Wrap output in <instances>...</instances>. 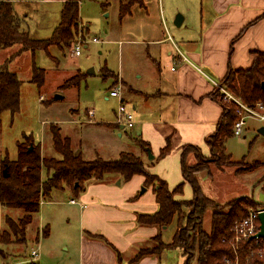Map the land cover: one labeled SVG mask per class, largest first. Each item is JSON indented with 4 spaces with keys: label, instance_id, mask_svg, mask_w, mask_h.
Instances as JSON below:
<instances>
[{
    "label": "crops",
    "instance_id": "1",
    "mask_svg": "<svg viewBox=\"0 0 264 264\" xmlns=\"http://www.w3.org/2000/svg\"><path fill=\"white\" fill-rule=\"evenodd\" d=\"M22 1V13L17 10L15 4L14 7L18 15L26 18L24 22L29 30L25 6L32 0ZM33 1L40 2L45 8L42 11H46L50 4L62 10L66 0ZM184 22L185 19L181 25ZM81 23L83 24L82 20ZM169 29L165 27L152 37L143 38L139 43L145 44V59L133 61L130 74L119 78L124 86V101L128 103L127 108L134 115L132 128L137 129V136L140 137L137 142L143 140L148 143L145 147L147 152L139 144L140 150L137 154L143 157L148 172L165 180L173 190L184 181L183 146L194 145L199 147L201 152L210 153L207 139L215 132L223 113L222 104L212 97V93L218 88L216 83L219 85L230 68L249 67L253 62V50H264V0H210L207 16L201 10V17L187 24L184 29L173 32ZM137 41L127 40L131 43ZM8 48L10 52L7 55L3 52ZM8 48L0 50V64L11 57L9 69L17 74L22 68L17 63L24 59L28 61L27 71L29 70L31 79L32 68L36 63L33 59L34 53L26 50L14 56L20 47L16 45ZM88 109L77 108V114L81 112L86 116L84 121L77 115L72 116L71 120L105 128L109 132L115 128H128L116 123V110L114 121L103 122L95 120L96 111L90 120ZM72 115H75V112H72ZM46 121L44 140L42 138L34 142L40 144L43 156L56 157V153H51L48 148L49 144L53 146L52 128L55 127L49 124L60 122ZM59 128L63 137L70 138L75 153H80L87 159L84 157L81 142L72 143L70 135L63 132L62 126ZM118 134L123 135L121 132ZM166 146L167 154L160 156L162 148ZM122 151L128 150H120L117 156ZM150 153L153 155L152 159L149 158ZM5 154L14 159L18 152L16 151L14 157L9 155L0 125V163ZM59 156L61 157L60 154ZM59 156L56 158H60ZM91 159L94 158L87 160ZM41 174L43 179L48 176L45 168ZM197 174L201 183L208 180L212 173L203 170ZM117 180H120V184H117ZM152 185L154 190L155 185ZM144 186L146 190L141 193L140 189ZM147 186L145 176L141 174L134 175L129 180L117 178L116 181H97L92 178L77 195L71 188L65 187L53 190L49 198L42 197L39 210L40 225H37L35 234L29 235L38 245L32 246L39 251L34 260L40 259L43 264H156L151 256L143 257L137 263L130 261L144 245L150 246V242H156L154 236L161 233L158 226L142 225L138 222L140 213H154L159 209L154 192L149 201L141 197L148 191ZM127 188L130 194L125 192ZM184 189L185 196L190 197L192 187L189 182L184 184ZM65 191L76 197L66 200L53 197ZM8 213L9 210L0 202V231L6 229L4 226ZM73 224L77 229L78 239L75 259L67 256L60 260L55 254L54 235L63 236L61 245L69 250L71 246L65 241L69 240L67 237ZM45 231L48 234H45ZM26 236L28 239V232ZM132 251L133 256L128 255ZM29 257L31 258V250L29 255L26 253L17 264L26 262L25 259Z\"/></svg>",
    "mask_w": 264,
    "mask_h": 264
},
{
    "label": "rangeland",
    "instance_id": "2",
    "mask_svg": "<svg viewBox=\"0 0 264 264\" xmlns=\"http://www.w3.org/2000/svg\"><path fill=\"white\" fill-rule=\"evenodd\" d=\"M11 1L18 11L21 13L24 11V3H22L24 1ZM209 3L210 0L209 2L208 0H139L133 5L129 14L121 17L119 0H82L80 2V19L83 24L80 23L77 29L78 34L80 31L84 32L88 44L82 45L80 55H75L73 52L75 39L70 46L61 48L53 44L48 49L40 47L35 49L33 59L37 66L45 70V82L42 86H38L29 79L28 61L20 59L17 63L19 67L22 66L17 73L18 78L22 80L20 111L13 114L10 110H5L0 123L4 144L6 143L9 155L15 156L17 142L22 141L26 136L32 137L37 142L42 138L44 140V127L46 126L44 122H47L46 120L60 122L49 125L62 126L63 132L72 138V143L81 142L84 157L87 159L95 158L98 153L104 159L113 160L118 158V152L124 149L137 154L140 148L136 139V128H125V130L115 128L109 132L105 128L74 122L71 120L72 116L77 115L81 121H84L86 116H83L81 112L77 114V108L80 110L94 108L96 111L95 120L114 121V110H117L119 101L116 97H110V90L120 83V76L130 74L133 61H137L139 58L145 59V44L139 42L143 38L152 37L165 27L170 28L171 32L184 29L187 24L201 17V10L207 16ZM25 8L31 34H35L33 36L38 39L51 37L55 27L59 24L57 22H60L61 10L50 4L46 11H42L45 8L41 3L33 0L28 1ZM178 14L183 15L185 19V22L180 26L175 25V18ZM95 36L99 38L100 42L91 41ZM176 38L178 37L176 36ZM128 39L138 41L131 43L127 42ZM9 52L10 48L3 53L8 55ZM79 78H81L80 81L76 83ZM74 81L75 83L67 84ZM222 88L232 95L234 94L227 89L223 80L219 83L217 94L225 108H236L237 113L240 114L239 107ZM56 94H62L63 97L55 98ZM40 96H43V99H40ZM72 112H75V115H72ZM262 126H264L263 121L247 117L242 133L236 135L233 132V135L227 138L224 152L205 154L199 148L185 150L188 165L209 167L207 170L204 169L212 173L208 180L198 182L204 194L215 200L220 206L227 204V201L231 199L240 197L254 199L259 203L258 207L264 205V133L259 131ZM119 132L123 135L119 136ZM45 137L47 138V136ZM48 148L51 153H56V157L59 156L51 144ZM232 161H238V163H232ZM197 173L196 179L198 178ZM117 178L119 177L116 175L109 179L116 181ZM147 187H149L148 191L141 197L149 201L154 190L152 184ZM191 191L192 189L190 197H186L183 187V197L177 193L175 198L191 199L193 196V191ZM125 192L130 194L129 188ZM186 194L188 195L189 192L187 191ZM53 197H62L63 200H66V198L76 197V195L65 191ZM11 211L8 214H12L14 219H18L22 214L20 211ZM179 215V217L175 216L166 228L161 229V239L165 243L172 240L177 230V224L182 227L194 225L195 217L192 216L190 207L184 206ZM39 217L38 213L28 225L27 242L8 245L6 247L7 256L0 258V264L5 262L17 264L26 253L29 255L32 246H38L29 235L35 234L37 231V225H40ZM210 218L211 210H207L202 224L203 228L207 230H210ZM4 228H7V223ZM70 229L67 237L69 240L65 241L67 245L71 246L69 250L64 249L61 245L64 237L54 235L55 254L60 260H64L67 256L75 259V250L78 246L75 224L71 225ZM149 244L150 246L144 245V248H141L142 250L140 249L139 252L152 251L150 250L152 247L161 246L154 241ZM129 254L133 256V251ZM146 256H151L152 260L157 262L156 264H184L186 260L180 248L170 246L163 248L159 254L147 253L141 259ZM132 259L133 257L130 258V261ZM194 261L195 257L192 259V264L195 263ZM36 262L43 264L40 259Z\"/></svg>",
    "mask_w": 264,
    "mask_h": 264
},
{
    "label": "trees",
    "instance_id": "3",
    "mask_svg": "<svg viewBox=\"0 0 264 264\" xmlns=\"http://www.w3.org/2000/svg\"><path fill=\"white\" fill-rule=\"evenodd\" d=\"M82 0H66L61 10V19L55 27L54 33L47 39L35 38L25 25L26 18L18 15L11 0L0 1V50L18 45L19 50L13 55H18L26 50L34 52L37 48L48 49L51 45L59 47L70 46L78 35L80 20V2ZM120 16L124 17L131 12L132 6L139 0H119ZM253 62L249 67L230 68L222 79L224 85L235 97L248 106L255 107L261 102L264 105V50L252 51ZM11 58V57H10ZM8 58L0 64V123L2 113L10 110L13 114L20 111V80L15 72L9 69ZM221 80V81H222ZM31 81L38 86L45 82V70L34 63ZM75 83H67L72 84ZM221 83V82H220ZM217 89L212 93L214 100L223 106V113L217 123V128L207 139L210 153L224 152L226 140L233 135L235 122L240 118L236 108H225L217 94ZM235 105L238 107L237 103ZM140 137L137 136L136 139ZM52 141L54 149L61 155L60 158L43 156L39 143L26 136L17 143V157L11 159L3 155L0 163V202L5 209L22 214L14 219L12 214H7V228L0 231V258L6 257V247L10 244L27 242V227L34 220L40 210V199L51 197L55 189L71 188L77 195L84 190L89 179L108 181L112 176L129 180L137 174L145 176V185L154 184V192L159 209L154 213H140L138 222L142 225L158 226L160 231L166 228L184 206L191 208L195 217L194 225L182 227L177 224V230L168 243L162 238V233L154 236V240L161 246L152 247V251L138 252L132 263H137L145 254H159L163 248L178 247L186 260L184 264H264V255L258 253L263 247L262 238H250L236 243L238 252L235 254L232 247L234 236L233 226L235 221L245 217L251 208L258 207L254 199L240 197L227 201L226 206H220L215 200L206 196L196 179V172L208 169V166L188 165L185 150L199 148L194 145L183 146L182 170L184 181L173 190L165 180L151 174L146 169L141 155L132 151L120 152L118 158L104 159L97 155L94 159L87 160L72 148L69 137H63L59 127L52 128ZM140 146L146 151L147 142L139 141ZM147 152V151H146ZM168 152V147H163L160 156ZM221 161V160H220ZM222 162V161H221ZM238 161H232V163ZM224 165V163H222ZM45 168L48 176L42 178V169ZM189 182L193 196L191 199H178L175 194L183 195V187ZM207 210H211L210 230L203 228V217ZM180 216V215H179ZM178 216V217H179ZM48 234L47 231L44 232ZM19 238V240H18ZM18 240V241H17ZM142 250V249H141ZM31 260V261H27ZM24 264H40L29 258ZM21 264V263H20Z\"/></svg>",
    "mask_w": 264,
    "mask_h": 264
},
{
    "label": "built area",
    "instance_id": "4",
    "mask_svg": "<svg viewBox=\"0 0 264 264\" xmlns=\"http://www.w3.org/2000/svg\"><path fill=\"white\" fill-rule=\"evenodd\" d=\"M84 32L77 35L76 40L73 42L74 49L73 52L75 55H80L82 51V45L83 44H88L87 37L84 36ZM91 41L94 42H100L98 37H92ZM216 85L219 87V85L216 83ZM223 89V88H222ZM224 90V89H223ZM232 100L237 103L239 107V113H240V118L235 122L233 132L236 135H239L243 131V127L246 124V118L247 117H252L257 120L263 121L264 122V105L259 102L255 107L248 106L244 102H242L239 98L235 97L228 91L224 90ZM110 96L116 97L119 101L117 110H116V123L117 124H123L125 127L132 128L134 126V115L132 111H129L127 108V104L124 101L123 97V85L118 83L117 86L112 87L110 90ZM41 99H43V96H40ZM90 120L93 117L95 110L94 108H89L87 110ZM244 113V114H243ZM71 202H75V200H71ZM261 211H264V205L262 207L258 208H251L249 209L247 215L237 221H235L234 226H233V232L234 236L232 239V247L237 254L238 252V247L236 243L239 241H245L250 238H262L263 239V247L258 251L261 255H264V237H256V233L260 230V219H259V214ZM39 251L38 248L33 247L31 249V259H36L38 256ZM4 264H9V263H4Z\"/></svg>",
    "mask_w": 264,
    "mask_h": 264
},
{
    "label": "water",
    "instance_id": "5",
    "mask_svg": "<svg viewBox=\"0 0 264 264\" xmlns=\"http://www.w3.org/2000/svg\"><path fill=\"white\" fill-rule=\"evenodd\" d=\"M184 17L181 14H178L175 18V25L180 26L182 21H183ZM262 87L264 88V82L262 83ZM62 94H56L55 98H62ZM259 131L261 133H264V126L259 128ZM149 158L152 159L153 155L152 153L149 154ZM117 184H120V180H117ZM145 187H142L141 189V193L145 192ZM259 219H260V230L256 233V237H264V211H261L259 214Z\"/></svg>",
    "mask_w": 264,
    "mask_h": 264
}]
</instances>
